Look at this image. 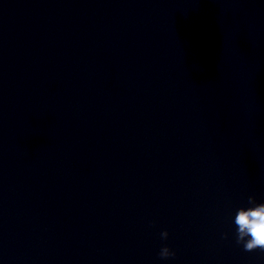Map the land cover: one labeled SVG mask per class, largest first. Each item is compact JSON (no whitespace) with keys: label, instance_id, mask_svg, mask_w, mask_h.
Returning <instances> with one entry per match:
<instances>
[{"label":"clouds","instance_id":"9594fccd","mask_svg":"<svg viewBox=\"0 0 264 264\" xmlns=\"http://www.w3.org/2000/svg\"><path fill=\"white\" fill-rule=\"evenodd\" d=\"M250 207H241L234 218L236 225V244L242 245L246 252L260 250L264 252V203H257L254 196L248 197ZM162 239H167L169 233L164 230L160 233ZM227 239V234L223 235ZM175 251L168 246L161 248L159 256L162 259L175 257Z\"/></svg>","mask_w":264,"mask_h":264}]
</instances>
